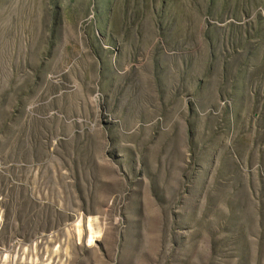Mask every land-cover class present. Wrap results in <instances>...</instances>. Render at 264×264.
<instances>
[{
  "label": "rangeland",
  "instance_id": "obj_1",
  "mask_svg": "<svg viewBox=\"0 0 264 264\" xmlns=\"http://www.w3.org/2000/svg\"><path fill=\"white\" fill-rule=\"evenodd\" d=\"M47 233L264 264L262 0H0V245Z\"/></svg>",
  "mask_w": 264,
  "mask_h": 264
},
{
  "label": "built area",
  "instance_id": "obj_2",
  "mask_svg": "<svg viewBox=\"0 0 264 264\" xmlns=\"http://www.w3.org/2000/svg\"><path fill=\"white\" fill-rule=\"evenodd\" d=\"M64 245L65 239L60 241L54 233L28 241L17 238L8 245H0V264H53L55 260L62 263V258H67Z\"/></svg>",
  "mask_w": 264,
  "mask_h": 264
},
{
  "label": "trees",
  "instance_id": "obj_3",
  "mask_svg": "<svg viewBox=\"0 0 264 264\" xmlns=\"http://www.w3.org/2000/svg\"><path fill=\"white\" fill-rule=\"evenodd\" d=\"M262 7H263V10H264V0H262Z\"/></svg>",
  "mask_w": 264,
  "mask_h": 264
}]
</instances>
